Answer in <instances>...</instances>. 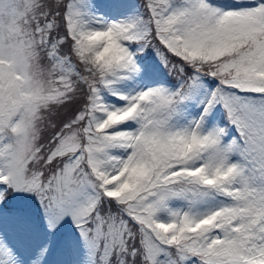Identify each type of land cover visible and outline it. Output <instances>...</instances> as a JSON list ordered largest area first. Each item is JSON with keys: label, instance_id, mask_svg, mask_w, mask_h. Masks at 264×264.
<instances>
[{"label": "snow or ice", "instance_id": "6c2138e0", "mask_svg": "<svg viewBox=\"0 0 264 264\" xmlns=\"http://www.w3.org/2000/svg\"><path fill=\"white\" fill-rule=\"evenodd\" d=\"M57 237L264 264V0H0V264Z\"/></svg>", "mask_w": 264, "mask_h": 264}, {"label": "rangeland", "instance_id": "374dc122", "mask_svg": "<svg viewBox=\"0 0 264 264\" xmlns=\"http://www.w3.org/2000/svg\"><path fill=\"white\" fill-rule=\"evenodd\" d=\"M25 203H31L30 201H25ZM65 229H67L65 231ZM62 232V235L64 233L70 232L71 228H70V224L68 226H66ZM65 231V232H64ZM60 244V237H57L54 239L53 244H52V256L50 257V264H60V256L58 255V246Z\"/></svg>", "mask_w": 264, "mask_h": 264}, {"label": "trees", "instance_id": "16d2710c", "mask_svg": "<svg viewBox=\"0 0 264 264\" xmlns=\"http://www.w3.org/2000/svg\"><path fill=\"white\" fill-rule=\"evenodd\" d=\"M66 230H67V229H65V231H66ZM65 231H64V232H65Z\"/></svg>", "mask_w": 264, "mask_h": 264}]
</instances>
